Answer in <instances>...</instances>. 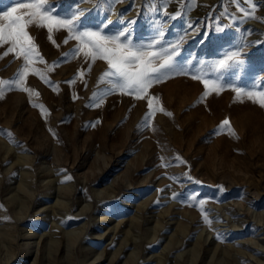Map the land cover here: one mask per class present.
<instances>
[{"label": "rangeland", "instance_id": "rangeland-1", "mask_svg": "<svg viewBox=\"0 0 264 264\" xmlns=\"http://www.w3.org/2000/svg\"><path fill=\"white\" fill-rule=\"evenodd\" d=\"M253 2L264 18V0ZM49 3L63 16L74 0ZM14 6L0 0V13ZM115 13L135 21L137 41L158 31L182 37L187 74L136 99L98 80L104 61L88 71L82 54L73 58L78 42L63 43L66 31L53 32L54 45L46 29H28L45 62L29 66L31 95L5 86L0 98V264H264V107L233 91H264V23L245 19L233 0H123L113 22ZM105 15L81 21L95 30ZM237 50L242 64L212 71ZM23 63L0 59V80H17ZM193 75L223 90L204 97ZM152 96L172 115L146 121Z\"/></svg>", "mask_w": 264, "mask_h": 264}, {"label": "snow or ice", "instance_id": "snow-or-ice-1", "mask_svg": "<svg viewBox=\"0 0 264 264\" xmlns=\"http://www.w3.org/2000/svg\"><path fill=\"white\" fill-rule=\"evenodd\" d=\"M88 2L90 0H74V3L70 4L68 10L61 16L54 6L49 3V0H28V2L15 0L14 7L0 13V47L7 46L6 50L0 53V59L11 53L14 54V58H22L24 61L22 68L17 73L19 77L17 80H0V98L4 95L5 86H14L28 92L30 95L33 93L32 89L24 87L25 77L30 70L29 66L34 63V60L41 63L45 61L43 56L40 55L34 37L28 31L30 27L46 29L47 39L54 45L56 41L53 38V32L66 31L68 35L63 43L67 44L69 40L78 42L76 48L72 51L73 58L82 54L85 62H88V71H91L92 63L97 60L104 61L107 69L103 71L98 80L100 82L107 81L111 85V91L132 95L136 99H144L154 83L162 82L163 79L169 78L173 74H187L183 72V65L178 59L182 50V37H178L174 41H166L164 40V32L158 31L156 36L152 37L147 43L137 41L133 37L132 26L135 24L134 20L125 21L122 18L123 13H115L117 15L115 22L109 18V15L114 13V5L123 2V0H96L94 9H81L74 6ZM233 2L237 4L238 10L243 13L245 19H258L259 22L264 23V18H258L254 15L256 5L253 0H243V3L248 4L249 8L240 7L241 0H233ZM93 10L106 13L104 19L95 25V30L84 27L81 21V17L86 12ZM180 15L181 13L177 12L171 16V19H175ZM56 46L59 47V45ZM240 55L239 50L225 52L222 59L211 65L212 71L223 73L242 64L243 61L239 59ZM188 62L184 61V63ZM55 66V64L48 66V71H52ZM31 71L44 82L51 83L38 69H31ZM78 74L83 76L84 72L80 71ZM191 78L202 80L206 89L203 94L204 97L209 94V91L219 93L223 90V85L216 80L202 79L199 75H193ZM74 82L71 81V83ZM53 90L57 89L54 87ZM233 91L236 92L237 98L245 95L249 100L264 107V91H245L239 87L234 88ZM35 94L39 95V93ZM154 102L159 103L158 98L155 96L147 99L148 113L145 117L146 121L157 111L168 116L172 115L171 112H165L163 107H154ZM34 106H39L42 114H46V110L43 109L42 105ZM226 126L231 131L228 119L222 121L220 127L224 128ZM68 179L70 180L71 177H68ZM176 195V193H173V198ZM200 203L203 205V201ZM201 212L205 222L211 225V221L202 207Z\"/></svg>", "mask_w": 264, "mask_h": 264}, {"label": "bare ground", "instance_id": "bare-ground-1", "mask_svg": "<svg viewBox=\"0 0 264 264\" xmlns=\"http://www.w3.org/2000/svg\"><path fill=\"white\" fill-rule=\"evenodd\" d=\"M26 193V192H25ZM24 193V194H25ZM15 200V199H14ZM132 225V224H131ZM137 229V228H136ZM4 233H5V230H4ZM11 233V232H10ZM133 233V232H132ZM28 234V233H27ZM3 237V236H2ZM3 238H5V237H3ZM196 244V243H195ZM210 247V246H209ZM134 253V252H133ZM180 256V255H179ZM188 257V256H187ZM40 264V263H39Z\"/></svg>", "mask_w": 264, "mask_h": 264}]
</instances>
